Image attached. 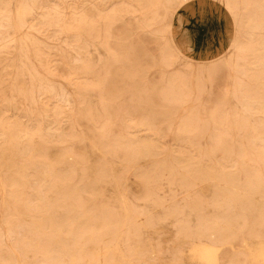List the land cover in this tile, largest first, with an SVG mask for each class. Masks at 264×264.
Here are the masks:
<instances>
[{
	"label": "rangeland",
	"instance_id": "obj_1",
	"mask_svg": "<svg viewBox=\"0 0 264 264\" xmlns=\"http://www.w3.org/2000/svg\"><path fill=\"white\" fill-rule=\"evenodd\" d=\"M215 1L195 56L188 0H12L0 264H264V11Z\"/></svg>",
	"mask_w": 264,
	"mask_h": 264
},
{
	"label": "crops",
	"instance_id": "obj_2",
	"mask_svg": "<svg viewBox=\"0 0 264 264\" xmlns=\"http://www.w3.org/2000/svg\"><path fill=\"white\" fill-rule=\"evenodd\" d=\"M231 1L227 0L228 5ZM243 1L248 7V0ZM181 12L183 17L181 32L189 35L195 47L193 53L195 56H208L209 53L223 48L230 32V29L228 30L230 19L224 12L222 4L215 0H188Z\"/></svg>",
	"mask_w": 264,
	"mask_h": 264
},
{
	"label": "bare ground",
	"instance_id": "obj_3",
	"mask_svg": "<svg viewBox=\"0 0 264 264\" xmlns=\"http://www.w3.org/2000/svg\"><path fill=\"white\" fill-rule=\"evenodd\" d=\"M11 5H12V0H0V15L3 16V14L5 13L6 14V16H5L6 18L8 16L12 17V13H13L12 11L13 10L11 8ZM255 6H256L257 9H259L261 11H264V0H255ZM247 13H248V16L250 17V13L249 12H247ZM252 18H251V20H252ZM249 29L251 30V33L254 36H257L260 33L261 25H259L258 23H255V22L252 21V24L249 27ZM242 47H243V45H242L240 39L236 37L235 43L233 45V49H237V48L241 49ZM199 256L201 258H203V259L210 260L212 262H217V258H218V255H217L216 251L212 247H206L204 249V251L200 252Z\"/></svg>",
	"mask_w": 264,
	"mask_h": 264
}]
</instances>
